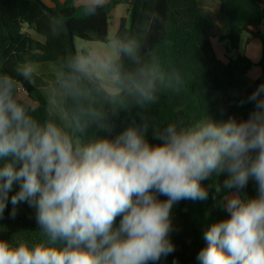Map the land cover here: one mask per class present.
<instances>
[{
	"label": "clouds",
	"instance_id": "clouds-1",
	"mask_svg": "<svg viewBox=\"0 0 264 264\" xmlns=\"http://www.w3.org/2000/svg\"><path fill=\"white\" fill-rule=\"evenodd\" d=\"M104 2L88 0L82 10L94 15ZM31 73L27 64L21 70ZM12 89V79L0 76V217L9 200L12 216L27 203L41 239L0 238V264L159 261L175 250L173 206L206 200L201 182L213 174L226 176L217 194L236 191L222 198L228 215L204 232L197 261L264 264V84L248 97L254 108L246 119L173 121L152 129L151 139L147 124H131L86 144L51 120L39 123ZM250 180L257 194L241 195Z\"/></svg>",
	"mask_w": 264,
	"mask_h": 264
},
{
	"label": "trees",
	"instance_id": "trees-1",
	"mask_svg": "<svg viewBox=\"0 0 264 264\" xmlns=\"http://www.w3.org/2000/svg\"><path fill=\"white\" fill-rule=\"evenodd\" d=\"M50 2L60 19L36 0H0V76L12 79L14 98L39 123L51 120L74 141L86 144L101 136H115L131 124H147L151 139L152 129L173 121L192 123L206 116L218 122L229 117L243 120L253 110L254 103L248 97L264 84V32L259 29L264 23L263 0H220L230 24L229 31L218 37L220 43H226L227 61L215 53L211 25L202 14L200 0H109L94 15H85L78 0ZM121 4L128 6L129 17L120 20L114 39L120 58L109 63L108 73L118 77V86L126 92L112 96L100 86L89 66L77 63L66 24L74 40L108 43L112 13ZM245 33L262 41L263 55L258 63L239 53ZM125 47L131 51H124ZM81 57L89 60L90 52L83 50ZM33 63L61 65L64 77L50 96L58 98L67 123L48 96L21 74L20 66ZM257 66L262 69L261 76L247 83L242 76ZM20 89L38 106L19 99ZM146 92L155 95L156 101H146ZM225 178L213 174L201 182L208 191L206 200H184L173 206L170 239L175 250L149 264H199L196 257L206 244L204 232L228 215L221 200L236 191L217 194L216 186ZM17 190L14 186L12 192ZM240 194L255 196V183L250 180ZM12 210L9 200L0 217V238L41 239L35 209L22 202L16 206L15 216Z\"/></svg>",
	"mask_w": 264,
	"mask_h": 264
},
{
	"label": "rangeland",
	"instance_id": "rangeland-1",
	"mask_svg": "<svg viewBox=\"0 0 264 264\" xmlns=\"http://www.w3.org/2000/svg\"><path fill=\"white\" fill-rule=\"evenodd\" d=\"M86 0H79V5H84ZM47 3V2H46ZM81 3V4H80ZM125 4L117 7L113 14V20L111 21L109 30V40L108 43L100 42H85L81 39H75V48L80 56V62L85 66H89L91 71L94 73L95 78L100 82V86L112 96H117L121 94L122 90L118 86V77L112 76L108 73V65L111 61L120 58V51L118 45L115 42V35L117 28L119 27V19L122 17ZM34 37L41 39L33 30L28 29ZM248 35L247 33L244 34ZM217 45V44H216ZM225 45L222 43V46ZM83 50H88L90 52V58L87 61H83L81 54ZM239 53H243V45L240 46ZM235 55V54H234ZM233 55V56H234ZM223 57V56H222ZM225 58V57H224ZM25 65L20 66V70ZM32 68V73L28 76L39 89L48 96L50 101L54 104L55 111L62 117L65 123H67V116L60 109L59 100L53 96H50L51 90L54 89L56 85L63 77L64 71L59 63H45V64H30L28 65ZM58 97H61L59 92H54ZM18 98L27 102L32 107H37L38 104L30 100L23 89L19 90Z\"/></svg>",
	"mask_w": 264,
	"mask_h": 264
},
{
	"label": "crops",
	"instance_id": "crops-1",
	"mask_svg": "<svg viewBox=\"0 0 264 264\" xmlns=\"http://www.w3.org/2000/svg\"><path fill=\"white\" fill-rule=\"evenodd\" d=\"M42 1L44 3L47 2L46 3L47 5H51L50 0H42ZM86 1L88 2V0H86ZM108 1L109 0H105L104 3L108 2ZM78 2H79V0H78ZM87 2H85V3H87ZM263 7H264V0H263ZM200 8L202 10L203 16L206 19H208V21L210 22L211 28H210L209 33L211 36L212 45H213V48L215 50L216 55L218 56V58L220 60L227 61V59L225 57L226 43H223L225 45L222 46V43H220L218 41V37L229 31L230 24H229V20H228L227 16L221 11L220 0H200ZM113 14H114V12L112 13L111 21L113 20ZM123 17H129V9H128L127 5H126V8L124 9L122 17L119 19L118 24H120V20ZM111 21H110V25L112 23ZM259 29H260V31L264 32V23L261 25V27ZM109 30H110V28H109ZM242 45H243V53L242 54L246 55L248 58H250L255 63H258L261 60L262 55H263V44H262V41L260 39L251 37L249 34L245 35V37L243 35L240 46H242ZM261 74H262V69H261V67L257 66L255 68H253L246 75H243L242 78L247 83L252 84L261 76ZM235 95H239V94L235 93Z\"/></svg>",
	"mask_w": 264,
	"mask_h": 264
},
{
	"label": "water",
	"instance_id": "water-1",
	"mask_svg": "<svg viewBox=\"0 0 264 264\" xmlns=\"http://www.w3.org/2000/svg\"><path fill=\"white\" fill-rule=\"evenodd\" d=\"M36 2L38 4H40L42 6V8L44 10H46L47 12H49L53 17L60 19L58 14L56 12H54L52 10V8L49 5H47L46 3H44L42 0H36ZM134 17H135V11H133V14H132V22L134 21ZM66 27H67V30H68V36H69V41H70V45H71L72 51H73V53H74V55H75V57L77 59V63L79 64L80 61L78 59V53H77L76 48H75V41H74L73 33L71 31V28H70L69 24H66ZM132 28L133 27H131V30H132ZM125 92H126V88H124V90H123L121 95H123Z\"/></svg>",
	"mask_w": 264,
	"mask_h": 264
}]
</instances>
